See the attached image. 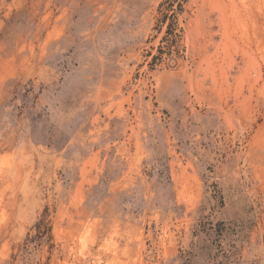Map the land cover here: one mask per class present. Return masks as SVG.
<instances>
[{
    "label": "rangeland",
    "instance_id": "374dc122",
    "mask_svg": "<svg viewBox=\"0 0 264 264\" xmlns=\"http://www.w3.org/2000/svg\"><path fill=\"white\" fill-rule=\"evenodd\" d=\"M0 264H264V0H0Z\"/></svg>",
    "mask_w": 264,
    "mask_h": 264
},
{
    "label": "bare ground",
    "instance_id": "6f19581e",
    "mask_svg": "<svg viewBox=\"0 0 264 264\" xmlns=\"http://www.w3.org/2000/svg\"><path fill=\"white\" fill-rule=\"evenodd\" d=\"M245 28V27H244Z\"/></svg>",
    "mask_w": 264,
    "mask_h": 264
}]
</instances>
